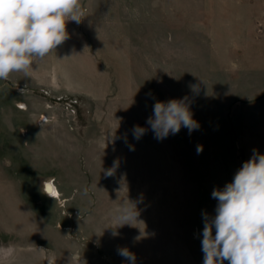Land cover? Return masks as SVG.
<instances>
[{"label":"rangeland","instance_id":"374dc122","mask_svg":"<svg viewBox=\"0 0 264 264\" xmlns=\"http://www.w3.org/2000/svg\"><path fill=\"white\" fill-rule=\"evenodd\" d=\"M80 1H88L97 18L85 26L87 39L78 41L79 47L96 53L83 57L92 81L78 88V99L68 96L47 104L40 99L47 95L45 89L16 91L0 80V162L4 164L0 178L14 176L21 194L27 193V201L39 209L20 217L15 237L19 264H58L48 262L49 256L64 257L60 247L64 239L74 251L68 264H74L76 257L78 264H122L118 250L123 242L134 245L139 240L136 228H119L110 234L113 248L100 250L99 262H93L86 211L66 210L65 198L55 197L54 204L38 198L36 178L54 169L43 166L48 140L37 119L65 116L73 134L78 116V149L84 147V167L82 173L78 167V177L84 183L89 180L90 144L98 138L120 148L122 162L130 161L125 180L133 186L138 180V157L128 149L139 143L133 137L134 126L149 130L147 120L156 102L185 98L199 128L189 134L182 127L173 135L179 169V215L173 237L179 248L174 264H203L202 214L215 215L212 191L232 182L254 149L264 154V113L256 114L251 104L264 94V0ZM25 94L31 96L29 101ZM11 128L16 135H10ZM67 140L69 145L75 143L68 135ZM198 146L203 149L199 154ZM54 178L41 181V193L46 192L47 181L57 187ZM57 210L68 224L58 219ZM75 219L78 230L73 227ZM48 223H55V231L48 230ZM8 238L0 232V239Z\"/></svg>","mask_w":264,"mask_h":264},{"label":"crops","instance_id":"0c3cea01","mask_svg":"<svg viewBox=\"0 0 264 264\" xmlns=\"http://www.w3.org/2000/svg\"><path fill=\"white\" fill-rule=\"evenodd\" d=\"M80 4L81 22H68L69 38L44 59H37L29 76L13 73L7 80L1 81L4 85H8L12 90L17 89L16 91L24 88L45 89L47 95L39 98L47 104H55L68 96L78 99V88L88 86L85 81H92V77H87L90 70L83 64V57L96 55L90 47H79L78 41L87 39L89 33L86 32L85 26L97 18L88 1H80ZM24 96L26 101L30 100L31 96ZM251 104L252 111L256 114L264 113V94L253 99ZM48 115L50 121L37 119L39 124H36L48 140V143L45 142L47 147L44 148L48 157H44L47 161H44L43 166L54 170L40 173L36 178L34 190L39 195L38 198L51 204L55 203L57 198L44 191L40 192L41 181L55 177L60 197L65 198L66 210L71 211L74 207L86 211L92 232L93 262H99L100 250L113 248L110 246L111 233L120 230L119 228L128 231L130 228H136L139 232V240L135 241L137 244L132 245L131 241H124L122 246V249L126 248L134 255V264H174L179 248L177 239H173L174 233L177 232L179 215V169L177 144H174L173 135L169 134L166 138L158 140L150 128L141 136L137 147L131 145L138 157V180L133 186L130 181L125 180V173L131 166L130 161L122 162L117 154L121 151L120 148L97 138L90 144V177L84 183L83 179L78 177V167L80 173L84 167L81 158L84 152L83 144L78 149V116L74 117L75 130L72 134L63 121L65 116L59 120L56 115ZM16 131L11 128L10 135H16ZM67 135L75 140L74 144H67ZM12 165L13 162L10 166ZM0 166L4 168L2 161ZM129 172L126 174H130ZM22 189L25 190L23 187ZM29 198L27 193L21 194L20 184L14 176H1L0 232L10 238L0 239V264H19V243L15 237L20 230V217L32 214L34 209L39 210L38 206L35 207L27 201ZM127 200L135 204L139 214L131 223L119 225L120 221L115 218L114 212ZM36 213L41 215V212ZM56 214L58 219L68 224V219L60 215L58 210ZM73 227L78 230V219H75ZM48 230L55 231V223H48ZM68 242L65 239L60 242L64 257L56 260L54 256H49L48 262L68 264V259L74 254L67 245ZM77 258L74 264H78ZM122 264L131 262L122 256Z\"/></svg>","mask_w":264,"mask_h":264},{"label":"clouds","instance_id":"9594fccd","mask_svg":"<svg viewBox=\"0 0 264 264\" xmlns=\"http://www.w3.org/2000/svg\"><path fill=\"white\" fill-rule=\"evenodd\" d=\"M81 14L80 0H0V80L13 73L29 76L37 59H44L69 38L67 24H79ZM147 123L158 140L179 133L182 127L189 134L199 128L186 98L156 102ZM145 131L134 126V139ZM202 150L197 147L198 154ZM211 195L217 206L214 216L202 214L203 264H264V154L254 149L232 182ZM138 214L129 200L114 212L119 225L131 223ZM118 254L134 264L128 249H119Z\"/></svg>","mask_w":264,"mask_h":264},{"label":"bare ground","instance_id":"6f19581e","mask_svg":"<svg viewBox=\"0 0 264 264\" xmlns=\"http://www.w3.org/2000/svg\"><path fill=\"white\" fill-rule=\"evenodd\" d=\"M43 119L47 120L48 118H47V116L44 115ZM45 190H46L47 194H49L53 197H60V192L52 181H47L45 183Z\"/></svg>","mask_w":264,"mask_h":264}]
</instances>
